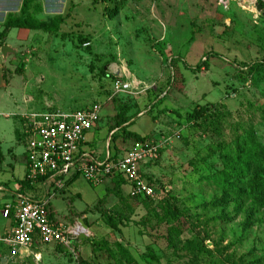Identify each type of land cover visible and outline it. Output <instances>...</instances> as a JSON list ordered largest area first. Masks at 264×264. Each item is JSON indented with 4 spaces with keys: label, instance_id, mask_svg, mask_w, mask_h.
<instances>
[{
    "label": "rangeland",
    "instance_id": "1",
    "mask_svg": "<svg viewBox=\"0 0 264 264\" xmlns=\"http://www.w3.org/2000/svg\"><path fill=\"white\" fill-rule=\"evenodd\" d=\"M260 3L229 0L224 9L217 0H67L61 31L56 24L21 42L9 35L17 54L0 63V183L10 161L23 162L31 113L100 105L89 149L95 157L108 147L123 156L141 144L130 133L159 147L157 160L143 164H150L144 177L153 200L127 193L120 205L105 193L110 180L94 185L81 175L63 194L51 186L57 223L81 233L85 211L98 212L104 225L89 216L87 238L43 246L42 264H127L117 244L137 264H264V208L240 192L244 181L229 180L234 188L224 190L211 179L237 148H264V77L247 70L264 56ZM116 80L129 92L115 93ZM211 105L199 126L188 119ZM121 117L129 122L120 135ZM112 220L116 229L105 226ZM174 227L179 237L169 233ZM86 240L107 241L108 252L94 255Z\"/></svg>",
    "mask_w": 264,
    "mask_h": 264
},
{
    "label": "built area",
    "instance_id": "2",
    "mask_svg": "<svg viewBox=\"0 0 264 264\" xmlns=\"http://www.w3.org/2000/svg\"><path fill=\"white\" fill-rule=\"evenodd\" d=\"M218 5L227 9L229 0H218ZM89 46L85 44L84 47ZM264 70V56L258 61ZM115 93L129 92L130 86L119 80L114 81ZM101 106L92 104L74 112L51 111L42 114H30L24 119L27 123L25 135L29 140L25 146L27 183H39L43 189L48 184L54 192L62 190L68 180L82 176L91 184L121 177L129 187L130 198L153 200L156 196L154 187L140 174V166L155 162L158 146L150 143L138 144L124 154L112 160L106 154L102 161L80 151L85 136L99 122ZM45 192V190H44ZM54 197L44 195L40 200L19 197L15 207L16 227L11 237L0 238V244L6 245L11 258L20 248H29L35 239L41 244H59L69 247L72 239L80 234L79 227L73 230L57 223L48 212L49 201ZM9 209L3 212L7 218Z\"/></svg>",
    "mask_w": 264,
    "mask_h": 264
},
{
    "label": "crops",
    "instance_id": "3",
    "mask_svg": "<svg viewBox=\"0 0 264 264\" xmlns=\"http://www.w3.org/2000/svg\"><path fill=\"white\" fill-rule=\"evenodd\" d=\"M25 1L26 0H0V31L2 30L3 25L5 24L6 20L9 17H19L20 16L22 5ZM66 2H67V0H35L26 9L24 16L30 17L31 19H33V17L37 16L41 19L37 20L36 22L41 23V24H45L48 21L56 20V22L54 23L55 27L53 28V30H55L56 24H58L59 25L58 27L60 28V31H61L63 24H64L63 17L65 16L64 13L66 11ZM56 31H58V30H56ZM31 32H39V30L11 29L7 33V35L4 39L3 46L0 48V51H1L0 63L3 64L5 61H7L8 57L10 55H16L17 54L16 50H15L16 47H14L13 44L7 43L9 40V35L16 33L13 40L17 41V42H21V41L30 40L31 39V37H30ZM101 111H102V109H101ZM31 114H33V113H31ZM98 123L96 125H98ZM25 124H26V129H27V123H25ZM96 125L85 136V140L80 146V151L82 153L89 154L90 156H92L97 161H102L104 158L95 157L94 154L89 150L92 143H93L92 142L93 141V135L91 132L93 130H95ZM114 150H112V154H111L110 149L108 147L105 155L109 154L112 158L116 157V160L124 156V155L120 156V154L114 153ZM105 155H104V157H105ZM7 163L9 164V162H7ZM10 164L12 165L11 172L8 174L7 179L0 183V238H7V237L12 236V233L16 227L15 207L18 203L19 197H25V198L33 199V200H40L41 198H43L44 195L46 196V195L50 194L49 188L52 186L51 184H48L45 186V189H43L42 185H40L39 183L30 184V183L24 182L25 175H26V155L23 159V162L20 165L17 164L16 160L10 161ZM149 165H141L140 169H139L141 176L146 181L149 178L146 179V177H144V170ZM16 170L18 171V173L16 172ZM76 176L78 177V175H76ZM111 184H112V187L110 186V187L105 189L106 195L111 194L112 196H114L115 201L118 202L120 205H122V203L119 200V197H121V199L124 198L128 193L129 187H128V190L126 191V193H124L122 191V187H124L125 185H122L121 187H117V186H115L114 182H111ZM67 185L68 184H65L64 188L62 190H58V192L63 194L64 189ZM44 190H45V192H44ZM26 193H35L37 196L39 195V198L34 199V198L27 197ZM112 203H114V202H112ZM49 206H50V204H49ZM49 206H48L49 215L51 218L54 219L52 210ZM6 208L9 209V214H8L7 218H4L3 212ZM81 213H83V212H81ZM76 216H77V214H76ZM89 216L91 217L90 220H92L95 227H97L98 225L99 226L104 225V223H101L102 222L101 221V215L98 212H95L93 214H85V211H84L83 219H82L83 222L85 220V222L87 223L88 221H86V218H88ZM49 245H51V244H48L47 246H49ZM57 245H59V244H54L53 247H55ZM43 246H46V245L39 243L37 241V239H35L33 244L29 248L18 249L17 255L15 257L11 258L9 255L10 249L4 244H0V264H27L26 260H29V259H34L36 264H42L43 254L40 251V249ZM54 251L56 252L55 249H54Z\"/></svg>",
    "mask_w": 264,
    "mask_h": 264
},
{
    "label": "trees",
    "instance_id": "4",
    "mask_svg": "<svg viewBox=\"0 0 264 264\" xmlns=\"http://www.w3.org/2000/svg\"><path fill=\"white\" fill-rule=\"evenodd\" d=\"M35 0H26L20 12L19 17H9L5 24L3 25L2 30L0 31V48L4 44V39L7 33L11 29H30V30H39L43 32H53V24L47 25L41 24L38 22H34L30 17H25L24 13L26 9L29 7L31 3ZM261 1V0H260ZM258 3V2H257ZM261 4V3H260ZM262 10H264V3L261 4ZM204 65V63H202ZM250 70L249 72L252 74H260L264 77V70L261 65L255 63L254 65L247 68ZM214 108V105L200 107L197 106L191 114L188 115V119L192 122L196 123L199 126V122L206 119L209 114V108ZM129 120L126 118L121 117V119L116 122V130L120 131V135L122 133L127 132V129L123 127L124 125L128 124ZM136 141L143 143H150L149 141H143L137 135L130 133L129 135ZM152 144V143H150ZM226 160L223 163V169L220 173H214L211 175V179L222 189H231L234 188L232 184L229 183V180L234 181H244L245 190H240V192L246 195L252 202V204H256L260 207L264 208V148L259 147L258 145H245L242 148H237V151L234 154H227ZM112 160H116V157H113ZM77 176L71 178L66 182V184H70L75 180ZM24 182H26L24 180ZM111 182L115 183V186L120 187L123 183H126L121 177H114ZM148 184L152 185L150 181H147ZM153 186V185H152ZM236 189V188H235ZM238 190V189H236ZM137 199V198H131ZM120 202L122 205L128 204V200L126 197L122 198L119 197ZM149 200V199H145ZM114 220L106 221L105 225L111 229H116V225L113 224ZM85 223V221H84ZM169 233L174 237H179L182 231L177 227L169 229ZM84 244H89L94 255L98 253H105L108 252V243L105 240H89L85 241ZM119 247L121 254L126 261L127 264H137L133 257L129 254V252L121 245L117 244ZM148 256L152 259H155L154 255L150 250H148ZM237 264V263H233Z\"/></svg>",
    "mask_w": 264,
    "mask_h": 264
},
{
    "label": "water",
    "instance_id": "5",
    "mask_svg": "<svg viewBox=\"0 0 264 264\" xmlns=\"http://www.w3.org/2000/svg\"><path fill=\"white\" fill-rule=\"evenodd\" d=\"M257 9H258V10H261V6H260V5H257ZM78 224H79L80 227L83 229L82 232L79 234V237H78V238H79V240H80L81 242H83V241L87 238V236L85 235V232H84V231L87 230V226L84 224V222H83L82 219H79V220H78ZM26 263H27V264H36L35 261H34V259L26 260ZM78 263H79V264L81 263V260H80V259L78 260Z\"/></svg>",
    "mask_w": 264,
    "mask_h": 264
},
{
    "label": "bare ground",
    "instance_id": "6",
    "mask_svg": "<svg viewBox=\"0 0 264 264\" xmlns=\"http://www.w3.org/2000/svg\"><path fill=\"white\" fill-rule=\"evenodd\" d=\"M251 1V0H250Z\"/></svg>",
    "mask_w": 264,
    "mask_h": 264
}]
</instances>
